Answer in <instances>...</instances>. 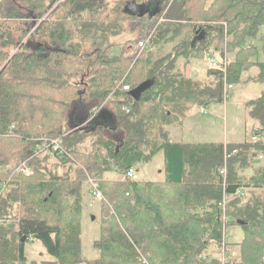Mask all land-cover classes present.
Returning a JSON list of instances; mask_svg holds the SVG:
<instances>
[{
  "label": "trees",
  "instance_id": "16d2710c",
  "mask_svg": "<svg viewBox=\"0 0 264 264\" xmlns=\"http://www.w3.org/2000/svg\"><path fill=\"white\" fill-rule=\"evenodd\" d=\"M148 1L0 0V264H264V88L244 102L260 137L180 142L170 130L192 106L225 100L252 66L264 85V0ZM146 3L162 15H138ZM157 15L112 53L125 21ZM213 52L205 76L178 66ZM157 153L163 179H122ZM91 181L99 256L84 259ZM231 225L240 241L224 240ZM32 240L48 259L27 258ZM212 245L231 255L207 257Z\"/></svg>",
  "mask_w": 264,
  "mask_h": 264
},
{
  "label": "rangeland",
  "instance_id": "374dc122",
  "mask_svg": "<svg viewBox=\"0 0 264 264\" xmlns=\"http://www.w3.org/2000/svg\"><path fill=\"white\" fill-rule=\"evenodd\" d=\"M112 1V0H110ZM152 1V0H150ZM148 1V2H150ZM153 0L151 3H153ZM158 0H156L157 3ZM150 3V4H151ZM144 4L142 9L147 13L148 11L157 10L155 6ZM162 15L160 9L157 10ZM151 14V12L149 13ZM158 15L155 16L150 23L144 22L136 26L131 21L123 23L122 32L112 38L113 42L117 45L113 48L112 53H117L120 50V45L132 39L139 32H146L150 25L157 22ZM161 19V18H160ZM159 22V19H158ZM157 22V23H158ZM152 25V26H153ZM175 42V41H174ZM174 42L165 44L159 51H168L173 46ZM137 43L132 44V50L137 47ZM216 56L217 62L220 59L218 53ZM263 52L259 50L258 58L262 59ZM230 59V55L227 56ZM189 61V60H188ZM184 58L179 59L178 66L181 71L186 72V64L188 62ZM209 60H191V72L189 75L196 74L195 77H202L206 74V69L209 66ZM216 62V64H217ZM212 64V62H211ZM215 64V63H213ZM234 87L228 90V97L222 102H212L206 106L207 113H199L201 106H192L187 112L186 117L180 122L175 124L174 131L171 136L173 140H180L184 142H209V141H227L239 142L245 139H251L253 136L260 137L259 132L253 122V119L248 115L245 107V100L257 97L264 88V85L256 81L240 80L238 83L232 84ZM108 109V108H107ZM173 126H170L172 133ZM258 159L261 160L260 154ZM262 156V155H261ZM256 157V156H255ZM53 159V158H52ZM140 179L159 180L162 179L163 173L160 170L163 168L162 153H157L149 162L138 163L137 165ZM163 171V170H162ZM101 199H95L87 190V185L83 188V209L80 217L81 221V255L84 259H94L99 256V251L94 247V240L99 235V221L101 210ZM243 237V231L238 225L227 226L224 230L225 241H240ZM207 257L220 256L221 258H228L229 254L221 252L217 246L212 245L205 252ZM231 255V254H230ZM26 256L28 259H48L49 255L45 252L43 247L38 241H28L26 243Z\"/></svg>",
  "mask_w": 264,
  "mask_h": 264
},
{
  "label": "built area",
  "instance_id": "2783aa9c",
  "mask_svg": "<svg viewBox=\"0 0 264 264\" xmlns=\"http://www.w3.org/2000/svg\"><path fill=\"white\" fill-rule=\"evenodd\" d=\"M146 45V40H140L137 44V47H144ZM210 61L212 63H216L217 62V58L216 56H211L210 57ZM233 87L232 84H226L225 85V99L228 97V90L231 89ZM125 89L128 88V86H124ZM200 112L202 113H205V109L203 107L200 108ZM256 137L253 136L252 139H255ZM47 141H44V144L46 143ZM49 144L48 146L50 147V149L52 151H60L62 152V149L60 147V144L58 143V140L57 139H51V140H48ZM46 153V151H44ZM237 152L236 150H233V153ZM24 171L27 173H29V169L28 168H24ZM221 173H225L224 171V168L221 169ZM122 179L125 178V177H129L131 179H134V180H137L139 179V175L137 173V170L134 168V167H131L129 168L124 174L121 175ZM91 184H92V194L94 195L95 199H101L102 198V193L101 191L97 188V183L94 182V181H91ZM225 219L227 220V217H225Z\"/></svg>",
  "mask_w": 264,
  "mask_h": 264
},
{
  "label": "crops",
  "instance_id": "0c3cea01",
  "mask_svg": "<svg viewBox=\"0 0 264 264\" xmlns=\"http://www.w3.org/2000/svg\"><path fill=\"white\" fill-rule=\"evenodd\" d=\"M185 68H186V72H184L186 75H189L190 74V72H191V67H190V63H187L186 64V66H185ZM258 73V69H257V67L256 66H252L248 71H245L244 73H243V75H242V77H241V80H244L245 82L247 81H253V78H254V76L256 75ZM195 76H196V74H194ZM234 87V86H233ZM232 87V88H233ZM260 95V94H259ZM258 95V96H259ZM257 96V97H258ZM254 98H256V97H254ZM246 101V100H245ZM204 109H205V113H202V112H200V109H199V113H201V114H206L207 113V109H206V106L204 107V106H202ZM105 114L103 115V118L102 119H104V120H106V121H108V122H111L112 120H113V118H112V115L107 111V110H105ZM104 117H106V118H104ZM173 126V128H172V133L171 134H173V131H174V125H172ZM177 141H180V140H177ZM180 142H184V141H180ZM225 143H228L227 141H224ZM162 156H163V166H164V155H163V153H162ZM164 168V167H163ZM163 168L160 170V172H162L163 173ZM137 169H138V167H137ZM138 173H139V170H138ZM110 175H112V174H110ZM117 176V175H116ZM118 176H120V175H118ZM140 176V175H139ZM163 177H164V174H163V176L161 177L162 179H163ZM139 179H140V177H139ZM142 179V178H141ZM159 180H161V179H159Z\"/></svg>",
  "mask_w": 264,
  "mask_h": 264
},
{
  "label": "water",
  "instance_id": "95a60500",
  "mask_svg": "<svg viewBox=\"0 0 264 264\" xmlns=\"http://www.w3.org/2000/svg\"><path fill=\"white\" fill-rule=\"evenodd\" d=\"M143 6H139V7H135V11L138 13V15H142L145 11L142 9ZM149 15H153L155 13V11H148V13H150ZM238 224H241V221H237ZM22 241H24V238H22Z\"/></svg>",
  "mask_w": 264,
  "mask_h": 264
}]
</instances>
